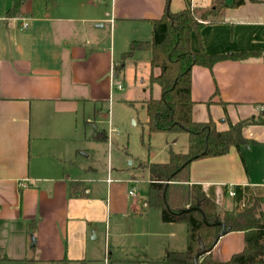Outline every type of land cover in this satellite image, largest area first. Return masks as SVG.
<instances>
[{
	"label": "crops",
	"instance_id": "obj_1",
	"mask_svg": "<svg viewBox=\"0 0 264 264\" xmlns=\"http://www.w3.org/2000/svg\"><path fill=\"white\" fill-rule=\"evenodd\" d=\"M188 1L197 11L215 3ZM224 1L229 7L217 21H203L200 35L192 34L191 49L256 55L192 69L193 119L212 120L219 131L264 119V0L239 7ZM12 4L0 0V264L85 262L99 239V224L111 226L116 238L126 237L133 230L123 222L134 216L144 223L133 232L139 238L130 245L135 254L123 261L166 264L160 260L168 251L186 248L185 224L164 223L146 199L124 206L97 199L98 187L73 175L61 148L48 141L77 127L80 109L110 102L130 44L150 40L151 21L185 9L187 0H27L19 17H7ZM243 136L248 145L190 167V184L228 211L264 198V124L247 125ZM181 144L182 151L170 148L168 158L187 152L188 140ZM107 182H113L110 173ZM129 196L137 198L135 192ZM117 244L126 246L120 239ZM243 247L244 234L228 232L213 251L225 261Z\"/></svg>",
	"mask_w": 264,
	"mask_h": 264
},
{
	"label": "trees",
	"instance_id": "obj_2",
	"mask_svg": "<svg viewBox=\"0 0 264 264\" xmlns=\"http://www.w3.org/2000/svg\"><path fill=\"white\" fill-rule=\"evenodd\" d=\"M245 0H234L239 7ZM27 0H13L7 17H19ZM229 7L224 0H215L206 10H194L187 0V7L179 12L168 10L160 19L151 21L152 38L135 40L123 55V62L138 51H150L151 85L160 89V97L151 96L144 105L148 115L150 133H181L188 135L186 153L170 152L166 163H149V193L145 200L148 209L160 210L164 223L185 224L186 248L168 251L160 260L166 264H195L200 242L210 249L223 223L229 232L244 234V247L228 260L222 261L212 250L201 256L197 264H264V198L256 197L242 211L220 208L204 191L190 184L191 164L199 159L223 156L232 147L240 149L250 143L243 136V129L250 124H264V119H250L230 123L229 129L219 131L212 120L206 123L193 119L194 101L191 97L192 69L203 66L212 69L224 60H244L256 53H229L208 55L191 49V36L200 35L203 21L216 22ZM158 69L159 73L154 71ZM106 140L103 134L94 137ZM195 208L187 213L183 209ZM37 262H28V264Z\"/></svg>",
	"mask_w": 264,
	"mask_h": 264
},
{
	"label": "rangeland",
	"instance_id": "obj_3",
	"mask_svg": "<svg viewBox=\"0 0 264 264\" xmlns=\"http://www.w3.org/2000/svg\"><path fill=\"white\" fill-rule=\"evenodd\" d=\"M150 58V51H140L127 58L114 78L115 85L120 84L124 89L117 90L115 86L110 102L97 104L95 110L93 106L86 107L85 111L80 109L77 127L73 125L64 130L59 140L48 141L61 148L67 168L73 175L85 179L87 186L98 187L97 199L119 206L130 205L134 201L142 204L150 187V173L146 165L166 163L170 148L182 151V140H188L185 132H149L144 103L151 96L159 98L161 95L159 87L150 83ZM98 134L105 135L107 139H95ZM173 140H177L176 145L172 144ZM109 173L113 181L110 185L107 182ZM132 189L136 199L128 195ZM134 218H127L123 224L136 232L142 228L144 219ZM180 226L185 230L184 225ZM133 232L116 238L118 234L111 226L107 229L105 223L99 224V239L92 243L94 249L89 260L71 264H126L123 261L125 257L136 252L130 245H136L139 239ZM118 239L126 246H118ZM109 249L111 261L108 259Z\"/></svg>",
	"mask_w": 264,
	"mask_h": 264
},
{
	"label": "water",
	"instance_id": "obj_4",
	"mask_svg": "<svg viewBox=\"0 0 264 264\" xmlns=\"http://www.w3.org/2000/svg\"><path fill=\"white\" fill-rule=\"evenodd\" d=\"M194 209H195V208H187V209H183L180 213H187V212H190V211H192V210H194ZM217 224L222 225V226H223V230L218 234V236H217V238H216V240H215L213 246H212L210 249H208V250L205 249L204 246H203V244H202V242H200V251L197 252V254H196L195 257H194V262H195V264H197V260H198V258H200L201 256H203V255L209 253L210 251H212V250L214 249L215 245L217 244V242L219 241V239H220L221 237H223L224 235H226V234L229 232V229H226V228L224 227L223 223H221V222H217Z\"/></svg>",
	"mask_w": 264,
	"mask_h": 264
},
{
	"label": "built area",
	"instance_id": "obj_5",
	"mask_svg": "<svg viewBox=\"0 0 264 264\" xmlns=\"http://www.w3.org/2000/svg\"><path fill=\"white\" fill-rule=\"evenodd\" d=\"M94 1H96V0H94ZM28 28V23H24L23 25H22V30H25V29H27ZM117 89L118 90H123L124 88H123V86L122 85H117ZM129 195H131V196H133L134 195V191L132 190V191H130L129 192ZM231 195H234V192H231Z\"/></svg>",
	"mask_w": 264,
	"mask_h": 264
}]
</instances>
